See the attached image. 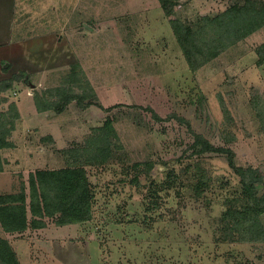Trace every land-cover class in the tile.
Wrapping results in <instances>:
<instances>
[{
    "label": "rangeland",
    "instance_id": "374dc122",
    "mask_svg": "<svg viewBox=\"0 0 264 264\" xmlns=\"http://www.w3.org/2000/svg\"><path fill=\"white\" fill-rule=\"evenodd\" d=\"M243 2L177 0L166 12L159 0L14 1L27 27L21 38H44L11 41V76L24 71L29 82L0 92L10 143L0 194L24 186L29 194L32 172L65 167L64 151L87 147L108 117L123 146L109 163L86 167L90 221L44 217L45 227L23 233L0 224L21 264H264V242L223 241L217 232L226 197L241 186L231 161L251 168L264 193V133L252 107L254 93L264 94V28L196 73L174 34ZM72 66L78 82L69 84ZM37 96L60 110L38 111ZM199 137L225 152H197ZM197 162L209 178L200 196Z\"/></svg>",
    "mask_w": 264,
    "mask_h": 264
},
{
    "label": "trees",
    "instance_id": "16d2710c",
    "mask_svg": "<svg viewBox=\"0 0 264 264\" xmlns=\"http://www.w3.org/2000/svg\"><path fill=\"white\" fill-rule=\"evenodd\" d=\"M165 11L177 0H159ZM264 28V4L254 0L232 5L215 17H204L194 24L180 23L174 28V34L182 50L189 69L196 73L204 65L212 62L224 51ZM259 64L264 63V44L258 49ZM11 66L4 63L3 70L8 72ZM77 68V67H76ZM29 76L21 71L10 78L0 80V92L11 89L17 82H29ZM75 66L71 67L69 84L77 81ZM28 80V81H27ZM261 92V91H260ZM254 93L252 107L264 133V94ZM64 94V92L60 93ZM58 95V94H57ZM35 98L38 111L54 109L47 98ZM77 97H69L73 100ZM15 106V104L13 105ZM65 106V105H64ZM62 106V107H64ZM8 130L0 128V172L3 171L1 150L9 146ZM201 154L223 153L221 147H215L208 139L198 138ZM123 146L119 135L108 117L104 125L96 129V134L87 143V147L77 150H65L66 166L57 169H39L29 175V194L26 187L18 193L0 194V224L8 233H23L28 228L46 226L44 217L56 218L58 225L83 224L92 219L94 188L86 167L103 166L116 158ZM198 181L193 189L196 196L201 195V185H207L208 176L203 174L201 163L197 162ZM241 179V186L226 197V209L218 219L219 240L242 243L264 242V193L255 190L256 180L251 168L230 163ZM194 177V178H195ZM137 182V179H135ZM28 199L29 210H28ZM29 212L32 220L29 221ZM0 264H21L17 252L7 238L0 236Z\"/></svg>",
    "mask_w": 264,
    "mask_h": 264
},
{
    "label": "crops",
    "instance_id": "0c3cea01",
    "mask_svg": "<svg viewBox=\"0 0 264 264\" xmlns=\"http://www.w3.org/2000/svg\"><path fill=\"white\" fill-rule=\"evenodd\" d=\"M14 1L15 0H0V80L10 78L9 76H11V68L8 72H5L3 70V67L5 62L11 64L12 40H13L12 42L20 46H24L25 42H27V40H29L30 38L34 40V38L36 37L37 39H40V41H42L41 39L42 37L44 38V35L41 34L31 35V37L27 40H23V38H21V34L19 33L20 30L26 29L27 27L25 25V22H21V21L18 22V18L15 17ZM25 17L29 18L30 15L26 14ZM28 18L27 20H29ZM40 20L41 19L38 18V22ZM38 22L32 20L30 24H35ZM30 34L32 33H29V35ZM46 42L47 41H45L44 43ZM38 43L40 44L42 42H38Z\"/></svg>",
    "mask_w": 264,
    "mask_h": 264
}]
</instances>
